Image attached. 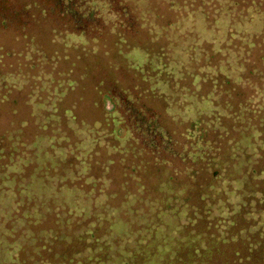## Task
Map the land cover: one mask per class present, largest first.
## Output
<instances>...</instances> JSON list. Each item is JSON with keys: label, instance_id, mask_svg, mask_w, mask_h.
Wrapping results in <instances>:
<instances>
[{"label": "trees", "instance_id": "1", "mask_svg": "<svg viewBox=\"0 0 264 264\" xmlns=\"http://www.w3.org/2000/svg\"><path fill=\"white\" fill-rule=\"evenodd\" d=\"M18 1V13L38 5ZM49 1L81 23L80 34L91 23L101 33L110 31L115 45L108 65L121 70L126 87L109 81L100 90L91 125L132 143L113 146L112 154L95 144L80 149L84 140L70 151L58 146L69 156H51L58 169L48 186L53 197L42 201L47 212L35 220L34 211L23 209L27 226L12 243L5 231L0 236V264L3 254H12L9 264H264V31L245 35L231 25L208 35L195 26L173 28L176 22L168 19L143 41L135 35L143 18L130 9L122 10L126 20L110 26L104 19L107 0ZM98 1L104 7L97 8ZM257 4L264 24V0ZM214 19L217 25L219 17ZM96 83L98 88L102 81ZM20 92L0 82V110L4 101L16 104ZM66 115L72 121L78 116L73 108ZM28 122L0 129V157L19 145L37 148L41 132L30 134ZM46 141L56 148L53 138ZM36 150L37 157L44 155L45 149ZM83 180L91 185L84 187ZM64 191L73 198L63 200ZM62 211L70 216L69 227L58 230ZM45 215L54 225H43Z\"/></svg>", "mask_w": 264, "mask_h": 264}, {"label": "rangeland", "instance_id": "2", "mask_svg": "<svg viewBox=\"0 0 264 264\" xmlns=\"http://www.w3.org/2000/svg\"><path fill=\"white\" fill-rule=\"evenodd\" d=\"M99 2L95 4L97 8L104 7V3ZM107 2L105 14L109 12V15L104 19L110 26L115 23L119 25V22L126 20L123 8L133 11L135 17L143 18V30L135 34H139L143 41L149 34V38L152 37V27H155L152 32L161 30L162 24L168 19L176 22L173 28L195 26L207 31L208 35L210 31H227L231 25L243 30L245 35L258 36L264 31V24L260 22L261 17L258 15L261 10L257 7V0H115L111 4L107 0L105 3ZM19 4L18 0H0V23L5 22V26H0V44L3 46L0 50V82L5 80L8 88L14 87L15 91L22 92L14 94L16 104L10 105L5 101L1 104L0 129L7 124L14 127L20 120L28 117L32 121L27 124L30 134H41L38 139H34L35 142L39 141L37 148L19 145L9 157L10 150L0 157V167L4 166V173L0 170V236L5 231L8 243H12V236L20 234L21 227L23 229L27 226L25 222L28 219L23 216V209H28L29 214L34 211L35 220L37 214L47 212L48 203L42 201L53 197L48 186L55 183L58 169L56 165L50 164L51 156H69L68 152L60 150L58 146L70 151L76 140H84L80 149L87 150L95 144L97 151L112 154L113 146L124 149L128 148V143H132V139L116 141L115 138H109L104 129L93 130L91 125L98 116L96 107H99L101 99L99 93L109 88V81L126 87V79L121 70L115 71L108 65L115 45L110 31L101 33L91 23V27H86L85 32L80 34L81 23L73 22L70 12L60 14L49 0H38V5L31 7L33 10L26 14L17 12ZM215 16L219 17L217 25L212 24ZM80 20L76 19V22ZM104 21L102 26L106 24ZM170 32L175 34V31ZM21 33H25V36ZM121 49L126 51L122 46ZM97 81H102V84L95 88ZM105 101L104 110L109 112L112 110L111 104L108 100ZM70 108L78 114L75 121H72L70 115L63 116L64 110ZM44 125H48L46 130L39 128ZM103 127L105 128V121ZM89 135L98 141L91 143L84 139ZM51 138L56 143L54 150L46 141ZM136 142L138 144L135 151L140 146L137 140ZM36 149H45L44 155L37 157ZM132 152V149L128 150V153ZM122 155L124 157L126 154ZM123 157L120 156L119 159ZM132 160L133 158L130 161ZM48 167L52 170L51 173H45ZM81 184L84 187L91 185L90 180L87 183L83 180ZM22 189L24 190L21 191ZM62 197L69 201L73 195L64 191ZM82 208L85 210L86 207L81 206ZM46 215L43 217V225L51 227L55 219H47ZM69 217L67 211H62L57 218L58 230L69 227ZM31 251L30 247L29 252ZM3 256L2 264H9L12 254Z\"/></svg>", "mask_w": 264, "mask_h": 264}]
</instances>
